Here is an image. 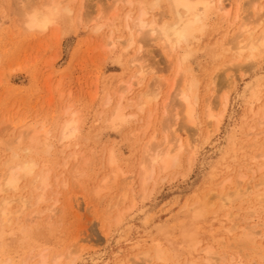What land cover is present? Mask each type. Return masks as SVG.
I'll return each instance as SVG.
<instances>
[{
  "label": "rangeland",
  "instance_id": "obj_1",
  "mask_svg": "<svg viewBox=\"0 0 264 264\" xmlns=\"http://www.w3.org/2000/svg\"><path fill=\"white\" fill-rule=\"evenodd\" d=\"M16 1H18V5H16ZM20 1L23 2V5L29 2L31 6H38L42 2V0H0V179L6 173L5 161L7 163L9 158L13 157L12 147L15 149L20 146L18 151L21 152L28 145L32 135L35 136L40 132L37 136L44 139L45 133L51 130V135L46 140L48 142H44L42 139L41 143L44 142L49 147L52 145V150L47 153L41 148L37 153L28 157L35 159L38 163L37 173L39 169L43 172L51 170L50 186L52 185V187L46 191L45 201L41 203L35 202L40 192L32 187L33 180L31 178L20 183L19 188H23V191L20 189L22 192H12L13 197L11 192V194L0 195V202L2 198L7 199L8 197L10 200L13 198L9 210L16 214L15 216L13 212L11 213L13 217L10 216V222L5 225L6 227L4 226L2 238L0 237V264L7 262H9L7 264H22L26 260L29 262L27 264H35L40 253L50 257L49 259L54 256H64L66 258H64L65 260L62 258L63 264H141L143 251H150L154 254L155 249L161 245L164 246H161L163 250L166 248L164 251L170 258L173 256V250L178 252L181 264H203L201 257L203 258L205 254L202 250L208 247H212L218 255L221 253L220 256L225 255L223 264H264L262 252L259 251L260 255L257 252V249L264 250V236L256 238L257 242L254 243L256 250H254L253 244L250 245L251 238H248L244 232L247 224L243 225L249 224V220L253 219L251 221L254 223L251 225L257 224L259 226L257 230L264 235V211H261L262 208L264 209V205L259 206L260 201L252 193L243 202L234 203L233 208L235 209L232 208L231 211L232 214H238L234 217L237 218H235L238 221L236 223H240L238 225L240 232L237 229L235 233L229 234L226 230L229 228V224L225 221L224 216L231 208L223 210L221 203L214 199L220 193L219 187L224 181L232 179L235 182L234 178L242 173L248 175L246 182L253 185L257 184L260 176L263 175V172L258 173L259 170L256 168L264 166V157L259 158V155L264 154V146L260 147V144L264 145L262 142L264 134L261 135V132H264V125H259V119H261L259 117L262 116L261 109L264 104V56L256 61L254 69H250L251 65L248 67L249 63L243 61L238 62L236 67L237 61H232L235 57L232 53H235V50L233 51L231 48L233 46L229 42L236 36L238 32L236 28L239 27L242 20L245 22L249 18H254V7L251 9L252 5L250 4L254 0L240 1L242 7V9L240 7V11L242 12H239L240 16L237 20L233 19L237 13L235 11L237 1L228 0L229 5L234 4L229 17L225 19L215 11L212 12L204 33L197 34L191 45L184 49L189 48L192 51V56L188 59L190 70L189 76L186 75V80L188 77L186 82L190 81V77L197 81L198 96L201 101L196 107L195 117L197 115L199 123L197 122L195 127H191L188 123L186 125V121L182 122L185 116L180 110L178 98L176 96L174 98V95L178 94V91L177 94L175 91L180 84L182 85L183 77L177 78L176 87L174 86L176 90L173 89L174 91L171 93L168 91L171 80H174L176 75V68L179 67L177 64H180L179 62L187 51L177 49L176 53L170 57H168V53L165 56V51L163 48L161 49L162 46L159 43H154L151 37L145 39L137 36L135 32H133L135 45L128 49L124 45L127 44L126 40L130 36L126 27L128 24L132 26L131 20L136 18L137 10H139L137 8L141 3H144L149 9L148 20L155 19L158 24L172 20L170 7H167L170 4L167 0L158 1L156 8L157 5L154 1L157 0H140L139 2L138 0H71L69 7L72 8V12L65 16L61 25L55 26V30L51 27L50 31L47 30L41 34L37 31L27 30L22 23L18 22V20L21 21L18 12L19 5H22ZM63 1H65L64 4H67L70 0ZM128 1L131 2V8L128 6ZM43 2L47 1L43 0ZM262 2L256 4V10L263 6L264 1ZM153 4L155 6H152ZM150 9L153 11L151 12ZM74 10L75 12H73ZM129 11L130 13H128ZM250 11L252 12L250 13ZM116 13L118 14L116 15ZM128 15L131 18L128 19ZM124 16L126 17L124 18ZM244 17L245 19H242ZM98 18L101 19L98 20ZM233 22L234 24H232ZM251 26L250 28L255 25ZM97 27L102 29L97 31ZM232 32L233 34H231ZM121 38L124 42L120 40ZM111 40L118 42L115 48L110 46ZM228 43L231 47L229 46V49L224 47L222 51L221 46H226ZM124 49L126 50L124 51ZM230 56L231 58H229ZM132 61H137L136 67H130ZM140 65L146 72L142 85H138L136 80H132L135 72L140 69ZM214 74L219 79L214 77ZM232 75L238 79L237 87L228 86V77ZM212 79H215V87L212 86L214 82ZM216 80H220V83ZM128 83L133 84L132 90L128 94L126 93L122 105L125 104L129 107L131 101H138L135 99L141 97L139 94L143 95L144 92L147 93L150 90L157 91L158 87L155 86L157 83L161 87L159 88L161 92L155 105L152 104L150 108H145L143 112L135 107V102L134 106L131 104L130 108L132 109L124 105L126 114L131 116L129 117L131 119L128 120L130 124L128 125L127 122L118 129H110L107 121L119 103L120 92ZM213 94L215 97L212 100L214 102L213 112L215 111L216 115H221L220 113L224 112V116L220 120L219 130H217L216 124H212L210 129L212 132L207 135L205 122H203L205 115L202 114L204 99ZM109 99L111 102L106 105ZM226 99H228V104L227 107H224ZM259 99L262 101L258 103ZM129 109L130 111H128ZM176 112L177 114H175ZM74 114L80 121L78 135L76 133V136L74 135L75 137L73 136L67 143H61L59 134L63 126L60 128V125H65L70 117L73 118ZM132 115H135L134 118ZM104 119H107L106 122ZM173 122L176 123L173 124ZM203 125L204 127H202ZM147 127L148 130L144 135L142 130ZM45 130L46 132H44ZM191 130L193 132H190ZM257 133L258 135L261 133V137L257 138L258 135H253ZM170 134L177 135L176 138H180L182 142L185 140L183 142L185 145L190 144L191 142L188 140H191L194 153L191 158L183 153L180 164L150 182L142 194L140 193L142 186L139 185L141 183L138 177L144 153L142 150L153 137L156 138L152 144H156L163 142L165 137L172 138ZM24 136L28 137L27 140ZM19 138L23 139L26 145H20V141H17L21 140ZM170 138L168 139L172 140ZM7 148L10 150L8 151ZM18 151L19 155L24 156V153ZM111 151L117 155L118 165L121 170L123 169L122 172L126 173L124 177L130 176L128 179L132 183L124 204L121 203L117 208L114 206L121 196L123 188L121 181L124 177L119 176V180L117 179L115 184L110 185L108 190L100 195L96 196L95 193L96 187H100V185L104 187L102 180L111 172L108 165V155ZM74 154L76 157L71 158L70 156H75ZM6 158L8 159L6 160ZM252 158H259L258 162L253 161ZM251 168L254 169L253 173H257L253 174L250 171ZM230 186L231 184L227 183V186L224 187L225 191L223 190L224 193L220 195L232 192V186ZM29 189L36 192L31 191L30 194ZM28 195H31V198ZM209 196H215L212 198L214 200L211 199V201ZM22 198L25 201L27 198V201L33 203H29L30 206L27 205L25 208ZM203 201L212 203L214 201L215 203L212 207L207 208L208 213L206 212L204 218L196 225L200 245L191 249L183 243L181 229L182 226L189 223L190 214ZM35 203L39 205H35ZM133 203L135 204L134 208L127 211L129 214L126 213L125 210L133 206ZM27 207L28 210H26ZM47 209L55 210L50 220ZM122 211L126 215L125 217L122 215V220L117 223L116 215ZM246 215L248 216L246 217ZM249 215L253 217L250 218ZM33 218L36 221H34L35 219L32 221ZM37 218L40 219L37 220ZM257 218H262L257 220L259 223L255 220ZM220 221L224 224H221ZM239 227L242 229L240 230ZM139 242H144V248L136 247ZM257 244L261 245L257 246ZM222 245L223 249L220 247ZM67 251L71 253L69 258H67ZM260 256L262 259L259 258ZM28 258L32 260L34 258V260L29 261ZM166 263L172 264L173 262L169 261L163 264Z\"/></svg>",
  "mask_w": 264,
  "mask_h": 264
},
{
  "label": "bare ground",
  "instance_id": "obj_2",
  "mask_svg": "<svg viewBox=\"0 0 264 264\" xmlns=\"http://www.w3.org/2000/svg\"><path fill=\"white\" fill-rule=\"evenodd\" d=\"M45 1V0H44ZM47 2H43V0H42V2H43V5H42V2H41V4L40 5H38V6H31L30 5V3L28 2V3H25L24 5H23V2L22 1H20V2H22V5H19L20 7H18V12H19V14H20V16H21V21H19L18 20V22L19 23H22L23 24V26H25L26 27V29L27 30H29V31H37V32H40L39 34H41V32H45V31H47V30H49L50 31V28L51 27H53V29L55 30V26H57V25H59L64 19H65V16H67V15H69L71 12H72V8L70 9V5H69V3L71 2V0L70 1H68L67 2V4H64V2L65 1H63V0H50L49 2H48V0H46ZM75 1V0H74ZM131 1V0H130ZM130 1H128V3H129V7L131 8V2ZM140 0H138V2H139ZM154 1V0H153ZM158 1H160V0H157V1H154V2H156L155 4L157 5L158 3ZM164 1V0H163ZM168 2H169V4H170V6H168L167 5V7L170 9V11H171V13H172V20L171 21H163L161 24H158L156 21H155V19L154 20H148L147 18H148V15H149V9H148V7L144 4V3H141L140 4V6L137 8V9H139V10H137L138 11V13L136 14L137 16H136V18L135 19H133V20H131L132 21V26L130 25V24H128L127 25V29L128 30H126V31H128V33H130V36H129V39L128 40H126V43L127 44H124L125 46H127L126 48L128 49V48H131V47H133L134 45H135V34H137V36H141V37H144L145 39L146 38H152V41L154 42V43H159L162 47H161V49L163 48V50L165 51V54L166 53H168L169 55H168V57H170L171 55H173V53L175 54L176 53V50L177 49H181V50H183V51H187V53L184 55V57H182V59H181V61L179 62V61H176V62H179L180 64H177V66H179L178 68H176L177 69V71H176V75H175V77H174V80H173V82H172V80H171V84H170V82L168 83V84H170L171 86H169V90L168 91H170V93L172 92V91H174L173 89H175V87H176V85H175V82L177 81V78L178 77H180V76H182L181 78H182V80H183V82L182 81H180V82H182V85L180 84L179 85V87H178V89L175 91L176 92V94H177V91H178V94L177 95H174V98H175V96L178 98L177 100H179V102H180V110H181V112H183V114H184V120L182 121V122H184V121H186V125H187V123L191 126V127H195V126H197V122H198V118H197V115H196V117H195V112H196V107L198 106V104H199V102H201L200 101V99H199V96H198V83H197V81H195L194 79H191V77H190V81L187 83L186 81H188V77H187V80H186V75H188V72H189V68H188V59H189V57L190 56H192V51H190L189 50V48L188 49H186V50H184L185 48H187V47H189L190 45H191V43L196 39V35L197 34H200V33H202L204 30H205V28L207 27V21H208V19H209V15L212 13V12H216V13H218L219 15H222L223 17H225V19H226V17L228 18L229 17V15H230V11H231V7H233V5L234 4H230L229 5V2H228V0H167ZM235 1H237V3H236V9H235V11H237V13H236V17L235 18H233L234 20L236 19H238V17L240 16L239 15V12H242V11H240V7H241V4H240V1H242V0H235ZM252 1V0H251ZM262 1H264V0H254L252 3H250L252 6H251V9L254 7V9H253V13H254V18H247L248 20H246L245 22H242L241 21V24L239 25V27L238 28H236V30H238V32H237V34H236V36L234 37V38H232L229 42H230V44L233 46V47H231L230 46V44L228 43V45H226V46H221V50L223 51V48L224 47H227L228 49H229V46L233 49V51L235 50V53H232V55L234 54V58H235V61H234V58H233V62H236V67H237V63L238 62H240V61H243L244 63H249L247 66L249 67L250 65V69H254V64H256V61H258V59H260L261 57H263L264 56V4H263V6H261L260 7V9L259 10H256L255 8H256V4L257 3H259V2H262ZM18 1H16V5H18V3H17ZM19 2V3H20ZM37 2V1H36ZM137 1H136V5H137V3H138ZM145 2V1H144ZM166 2V1H165ZM250 2V1H249ZM248 2V3H249ZM151 3H153V2H151ZM161 3H163V2H161ZM228 3V4H227ZM247 3V5H250V4H248ZM263 3V2H262ZM13 4H14V2H13ZM21 4V3H20ZM260 4V3H259ZM15 5V4H14ZM73 5V4H72ZM113 6V5H112ZM138 6V5H137ZM149 6V5H148ZM151 6V5H150ZM152 6H155L154 4L152 5ZM227 6H230V7H227ZM13 7V6H12ZM114 7H116V6H114ZM134 7H135V4H134ZM156 7H158V5L157 6H155V8ZM1 8V7H0ZM124 8V7H123ZM149 8H151V7H149ZM248 8V7H247ZM259 8V7H258ZM81 9H83V8H81ZM153 9V8H152ZM169 9H168V11H169ZM241 9H242V7H241ZM244 9V8H243ZM250 9V8H249ZM2 10V9H1ZM117 10V9H116ZM151 10V9H150ZM15 11H16V9H15ZM14 11V12H15ZM80 11V10H79ZM153 10H151V12H152ZM73 12H75V10L73 11ZM121 12V11H120ZM244 12V11H243ZM252 11H250V13H251ZM257 12V14H255ZM12 13V12H11ZM80 13H81V11H80ZM128 13H130V11L128 12ZM248 14H249V12H247ZM73 14V13H72ZM75 14V13H74ZM82 14V13H81ZM118 13H116V15H117ZM126 14V13H125ZM214 14V13H213ZM245 14H246V12H245ZM244 14V15H245ZM84 15V14H83ZM250 15V14H249ZM1 16V15H0ZM252 16V15H251ZM250 16V17H251ZM117 17V16H116ZM126 16H124V18H125ZM78 18V17H77ZM102 18V17H101ZM100 18V19H101ZM129 18H131V16L130 15H128V19ZM220 18V17H219ZM79 19V18H78ZM99 18H98V20H100ZM117 19V18H116ZM151 19H152V17H151ZM242 19H245V17L244 18H242ZM240 20V19H239ZM223 21V20H222ZM227 21H228V19H227ZM232 21V20H231ZM17 22V21H16ZM78 22V21H77ZM127 22V21H126ZM221 22V21H220ZM84 23V22H83ZM112 23H114V22H112ZM253 24V25H255V26H251V25H249V24ZM1 24V23H0ZM126 24V23H125ZM221 24V23H220ZM232 24H234V22L232 23ZM239 24V23H238ZM18 25H20L21 26V24H18ZM61 25V24H60ZM112 25H114V24H112ZM247 25V26H246ZM99 26V25H98ZM108 26V25H107ZM110 26V25H109ZM250 26L252 27V28H250ZM59 27V26H58ZM57 27V28H58ZM105 27V26H104ZM114 27V26H113ZM125 27V26H124ZM120 28V27H119ZM261 28V29H260ZM26 29H24V31H26ZM100 29H102L101 27H97V31H100ZM107 29V28H106ZM115 29V28H114ZM258 29H260V31L258 32V33H256V31L258 30ZM52 30V29H51ZM91 30V29H90ZM124 30V29H123ZM33 32V33H34ZM123 32V31H122ZM133 32H135V34L133 33ZM54 33V32H53ZM204 33V32H203ZM59 34V33H58ZM231 34H233V32L231 33ZM55 35H57V34H55ZM202 35V34H201ZM53 36V35H52ZM227 36V35H226ZM57 38V37H56ZM124 38V37H123ZM110 39H112L111 37H110ZM116 40V39H115ZM120 40H122V38L120 39ZM229 40V39H228ZM119 41V40H118ZM123 42H124V40H122ZM111 43H109V44H111L110 46H112L113 48H115L116 47V45L118 44V42H114V40H111L110 41ZM121 42V41H120ZM146 42H148V41H146ZM151 42V41H150ZM228 42V41H227ZM152 43V42H151ZM108 44V45H109ZM159 46V45H158ZM160 47V46H159ZM212 47V46H211ZM211 47H209V48H211ZM192 48V47H191ZM215 49V48H214ZM219 49V50H220ZM126 49H124V51H125ZM141 50V49H140ZM220 50V51H221ZM225 50V49H224ZM194 51V50H193ZM216 51V50H215ZM232 51V50H231ZM216 53V52H215ZM226 53V52H225ZM219 54H221V53H219ZM182 55V56H183ZM165 56H167V54L165 55ZM176 58V57H175ZM229 58H231V56L229 57ZM170 59V58H169ZM221 59V58H220ZM168 60V59H167ZM178 60V59H177ZM246 61V62H245ZM172 62V61H171ZM242 62V63H243ZM133 65H132V64ZM130 63V67H132V66H137V61H132ZM232 63V62H231ZM140 64V63H139ZM142 65V64H141ZM140 65V69H138V71L137 72H135L136 74H135V76L132 78V80L134 81V80H136V82H137V84L138 85H142L143 83V80L145 79V69L144 68H141V67H143V66H141ZM176 66V65H175ZM232 66V65H231ZM135 67H134V69H135ZM133 68V67H132ZM231 68V67H230ZM233 68V67H232ZM241 68V67H240ZM144 69V70H143ZM147 69V68H146ZM240 71V70H239ZM148 72V71H147ZM152 72V71H151ZM153 73V72H152ZM148 74V73H147ZM215 75V74H214ZM189 76V75H188ZM214 77H216V75L214 76ZM217 79H219L218 78V76L216 77ZM215 80V79H214ZM213 79H212V81H214ZM216 81H218V80H216ZM220 81V80H219ZM218 81V83H220ZM128 82V81H127ZM151 82V81H150ZM186 82V83H185ZM178 83V82H177ZM176 83V84H177ZM213 83H214V85H213ZM212 83V86L213 87H215V81ZM227 83H228V86L230 87V86H236L237 84H238V79H236V78H234V75H232V76H229L228 77V80H227ZM226 83V84H227ZM151 84V83H150ZM149 84V85H150ZM157 84H159V83H157ZM155 85V86H157L158 88H157V91H155V90H150L149 92H147V93H143V95L142 94H139V95H141V97L139 96V98H137V99H135L137 102H135V101H131V103H130V101H127V100H125V101H127L128 103H130V107H131V104H133V106H134V102H135V107H137L141 112H143V110L146 108H150L151 107V105L152 104H154L155 105V103H156V101H157V99H158V96H159V93L161 92V91H159V88H161L159 85ZM225 84V85H226ZM137 85V86H138ZM132 86H133V84L132 83H128L127 84V86L124 88V90H122L121 92H120V100H118V104H117V106L115 107V109L113 110V112H112V115L111 116H109L110 118L108 119V125L110 126V129L111 128H114V129H118V128H120V127H122L125 123H127L128 122V120L129 119H131V118H129V117H131V116H128V114H126V107L125 106H127V105H122V100L124 99V97H126L125 95H127L129 92H131V90H132ZM136 86V85H135ZM154 86V85H153ZM175 86V87H174ZM124 87V86H123ZM151 87V89H152V86H150ZM217 87V86H216ZM237 87V86H236ZM147 88V87H146ZM154 88H156V87H154ZM207 88V87H206ZM149 89V88H148ZM202 89V88H201ZM209 91V90H208ZM216 91V90H215ZM119 92V91H118ZM212 92V91H211ZM127 93V94H126ZM170 93H168L169 95H170ZM210 93V92H209ZM107 94V93H106ZM113 94V93H112ZM205 94H207L206 92H205ZM108 95V94H107ZM115 95V94H114ZM203 95V94H202ZM109 96V95H108ZM137 96V95H136ZM117 97V96H116ZM105 98H106V96H105ZM110 98V97H109ZM112 98V97H111ZM215 97H214V94L213 95H211V96H209L207 99L205 98H203L205 101H204V106H203V109H204V111L203 110H201V111H203V113L202 114H204L205 116V121L203 120V122H205V126H206V134L208 135V134H211V132L212 131H210V129H211V127H212V124H216V127H217V130H219V126L221 125V122H220V120L222 119V117L224 116V112L223 113H220L221 115H216L215 114V111L213 112V99H214ZM222 99V98H221ZM225 99V98H224ZM172 100H173V98H172ZM263 100H264V97H263ZM254 101V100H253ZM260 101H262V99H259L258 100V103L260 102ZM110 102H111V99H109L108 101H107V103H106V105H108V104H110ZM178 102V103H179ZM124 103H126V102H124ZM113 104V103H112ZM227 104H228V99H226V101H225V105H224V107H227ZM157 105V104H156ZM166 105V104H165ZM168 105V104H167ZM170 106V105H169ZM218 106V105H217ZM109 107V106H108ZM128 108H130L129 106H127ZM166 107V106H165ZM217 108V107H216ZM262 108L263 109H261L262 111H261V114H262V116H260L259 118H261V119H259V125L260 126H262V125H264V104H263V106H262ZM130 109H132V108H130ZM130 109L128 110V111H130ZM169 109H171V108H169ZM174 109H176V108H174ZM166 110V109H165ZM179 110V111H180ZM103 111V110H102ZM74 112V111H73ZM171 112V111H170ZM180 112V113H181ZM200 112V111H199ZM198 112V113H199ZM258 112H260V111H258ZM76 113H78V112H76ZM103 113V112H102ZM130 113V112H129ZM175 114H177V112L175 113ZM259 115H260V113H258ZM102 115H104V114H102ZM141 115V114H140ZM143 115V114H142ZM148 115H150V114H148ZM179 115V114H178ZM200 115V114H199ZM258 115V116H259ZM133 116H135V115H132V117ZM203 116V115H202ZM255 116V115H254ZM257 116V115H256ZM103 117V116H102ZM101 117V118H102ZM149 117V116H148ZM152 117V116H151ZM177 117V116H176ZM204 117H201V118H204ZM108 118V117H107ZM134 118V117H133ZM132 118V119H133ZM147 118V117H146ZM137 119H138V117H137ZM151 119V118H150ZM69 120V119H68ZM67 120V122L65 123V125L64 124H62V125H60V128L63 126V128L62 129H60V140L59 141H61V143H67V141L68 140H70L71 138H73V136L80 130V128H79V126H80V121H79V119L78 118H76V114H74V116H73V118H71L70 117V120L68 121ZM106 120L107 119H104V121L106 122ZM136 120V119H135ZM139 120V119H138ZM141 120V119H140ZM146 120V119H145ZM103 121V122H104ZM137 121V120H136ZM150 121V120H149ZM215 121H216V123H215ZM65 122V121H64ZM63 122V123H64ZM142 122V121H141ZM181 122V123H182ZM202 122V121H201ZM147 123V122H146ZM176 122H173V124H175ZM179 123V122H178ZM199 123V122H198ZM102 124H104V123H102ZM130 123L128 122V125H129ZM148 124V123H147ZM202 124V123H201ZM146 125V124H145ZM167 125V124H166ZM200 125V124H199ZM124 127H126V126H124ZM170 127H172V126H170ZM169 127V128H170ZM173 127H175V126H173ZM202 127H204V125L202 126ZM168 128V127H167ZM186 128V127H185ZM189 128V127H188ZM258 128H260V127H258ZM263 128V127H262ZM173 129V128H172ZM195 129V128H194ZM36 130V129H35ZM57 130V129H56ZM135 130V129H134ZM140 130V129H139ZM147 130H148V127L147 128H145L144 130H142L143 132H144V135L146 134V132H147ZM167 130V129H166ZM170 130V129H169ZM176 130V129H175ZM216 130V129H215ZM252 130H254L253 128H252ZM173 131V130H172ZM31 132V131H30ZM44 132H46V130L44 131ZM51 130L49 131V132H46L45 133V135H44V142H48V141H46V140H48V138H49V136L51 135ZM134 132V131H133ZM167 132V131H166ZM166 132H165V135H166ZM169 132V131H168ZM190 132H193L192 130L190 131ZM33 133V132H32ZM34 133H36V132H34ZM38 133H40V132H38ZM38 133H37V135H38ZM175 133V132H174ZM176 133H177V131H176ZM262 133V134H261ZM261 133H259V135H258V133L257 134H253L254 136H257L258 135V137L257 138H259V137H261V135L263 136V134H264V132H261ZM27 134H28V132H27ZM26 134V135H27ZM141 134V133H140ZM192 134V133H191ZM261 134V135H260ZM25 135V136H26ZM37 135H35V136H33L32 135V137H30V141H29V143H28V145L27 146H25L26 145V143H24V141H23V139H21V138H19V139H21V140H17V141H20V145H22V144H25L23 147H24V149H22L21 150V152H22V154L24 153V156H22V155H19V153H17V151L19 150V148H20V146H18V148H16L15 147V149L12 147V156L13 157H11V158H9L10 160L6 163V161H5V165H6V173L4 174V176L0 179V195L2 196L3 194H8V193H12V192H18V191H21L20 189H22V191H23V188H19V186H20V183L23 181V180H28V179H32L33 181L31 182L32 184H33V186L32 187H34V189L36 190V191H38V192H40V194L37 196V199H36V201H35V199H34V201L35 202H37V203H41V202H43V201H45V194L47 193L46 191L50 188V187H52V185L50 186V172H51V170H48L47 172H43V170H41V169H39V172L37 173V169H38V163L36 162V160L35 159H33V158H29L28 156H30L31 154H35V153H37L41 148H42V151H43V149L47 152V153H49V150H52V145H50V147L48 146V145H46V144H44V142L43 143H41V141H42V139H40V137H38ZM77 135H78V133H77ZM139 135V134H138ZM170 135H172V138H170L169 136L168 137H165V139H163L164 141L163 142H158V143H156V144H152L154 141V139L156 138V137H153L152 139H151V141H147L148 143H147V145L146 146H144V149L142 150V152H144L143 153V158H142V160H141V163H140V168H139V181H140V183L141 184H139V185H141L142 186V189H141V191L142 192H140V193H142V194H144V192H145V189H146V186H148V184L150 183V182H152V181H154V180H156V179H158L159 177H161L163 174H165L166 172L168 173V171L170 170V169H172V168H176L179 164H180V162H181V156H182V154L184 153H186V155L187 156H190V158H191V156L193 155V151H194V149L191 147V143H192V141L191 140H188V142L190 141L191 143L189 144V143H187L186 145L182 142V140L180 139V138H176V137H178L177 135L175 136V134H174V136H175V138H174V136H173V134H170ZM24 136V137H25ZM28 137H29V135H27ZM76 136V135H75ZM74 136V137H75ZM167 136V135H166ZM190 136V135H189ZM194 136V135H193ZM247 136H251V135H247ZM23 137V138H24ZM27 137V138H28ZM26 138V137H25ZM24 138V139H25ZM27 138H26V140H27ZM168 138H170V139H172V140H169ZM255 138V137H254ZM256 138V139H257ZM263 138H264V136H263ZM179 139V140H178ZM247 139H249V138H247ZM256 139H254V140H256ZM25 140V141H26ZM101 140V139H100ZM28 141H26V142H28ZM138 141V140H137ZM153 141V142H152ZM195 142V141H194ZM262 142H264V140L262 141ZM141 143V142H140ZM16 144V143H15ZM194 144V143H193ZM11 145H12V143H11ZM259 145V144H258ZM261 146L260 147H262V146H264L263 145V143L262 144H260ZM15 146V145H14ZM16 146H17V144H16ZM10 147V146H9ZM113 148V147H112ZM8 149V148H7ZM62 149V148H61ZM10 149H8V151H9ZM139 150V149H138ZM6 151V150H5ZM41 151V152H42ZM44 151V153H46ZM113 151H114V149H113ZM113 151H111L110 153H109V155H108V165H109V167L111 168V172L109 173V176H107V177H104L105 179L104 180H102L103 181V183L102 184H104V187H102V185H100V187H96L97 189H96V191H95V193H96V196H98V195H100L102 192H104L105 190L107 191L108 190V188H109V186L110 185H112V184H115L116 183V181H117V179H118V177L119 176H122V177H124V175L126 174H124L123 172H122V170L120 169V167H119V165H118V158H117V155L115 154V152H113ZM7 152V151H6ZM14 152V153H13ZM18 152H20V151H18ZM20 152V153H21ZM63 152V151H62ZM118 152V151H117ZM120 153V152H119ZM14 154V155H13ZM76 154V153H75ZM74 154V155H75ZM78 154V153H77ZM142 154V153H141ZM46 155V154H45ZM140 155V154H139ZM62 156V155H61ZM121 156H122V154H121ZM33 157V156H32ZM71 158L72 157H76V155L75 156H70ZM139 157V156H138ZM142 157V156H141ZM261 157H264V154H262V155H259V158H261ZM38 158V157H37ZM186 158V157H185ZM189 158V157H188ZM189 158V160H191ZM193 158V157H192ZM259 158H252V160L253 161H256V162H258L257 160L259 159ZM8 158H6V160H7ZM62 159V158H61ZM139 159V158H138ZM38 160V159H37ZM136 160V159H135ZM43 162V161H42ZM135 162V161H134ZM136 162H138V161H136ZM66 163V162H65ZM189 163V162H188ZM187 163V164H188ZM3 164V163H2ZM67 164V163H66ZM190 164V163H189ZM263 164V163H262ZM40 166H42V165H40ZM64 166H66V165H64ZM5 167V166H4ZM43 167V166H42ZM252 167H253V165H252ZM108 168V167H107ZM106 168V169H107ZM133 168H134V166H133ZM258 168H259V166H258ZM258 168H256V170H259V172L258 173H262L263 175H261L260 177V180L258 181V183L257 184H253V185H251V183L249 184L248 182H246V180H247V176L248 175H246V174H239L238 176H237V178H234V179H236L235 180V182H233L232 181V179L231 180H227V181H224L223 183H221V185H220V193L217 195V197L216 198H214L215 196H213V197H210L209 196V199L211 200L212 198H214L216 201H219L220 203H221V205H222V208H223V210L224 209H226V208H228L229 207V209H230V211L231 210H233V209H235V208H233V206H234V203H236L237 201L238 202H243L244 200H246L245 198L246 197H249L250 195H255L256 196V198H257V200H259L260 202V205L259 206H261V205H264V171H263V169H264V166L262 165V166H260V168L258 169ZM240 169H242L241 167H240ZM174 170V169H173ZM41 171V172H40ZM110 171V170H109ZM128 171V170H127ZM171 171V170H170ZM250 171L253 173L254 172V169L253 168H251L250 169ZM2 172V171H1ZM3 173V172H2ZM52 173V172H51ZM136 173V172H135ZM257 172H255V173H253V174H256ZM128 174V173H127ZM108 175V174H107ZM129 175V174H128ZM130 175H131V173H130ZM133 176V175H132ZM254 176V175H253ZM127 177V176H126ZM130 176H128V178H129ZM128 178H123L122 179V181L121 182H123V183H121L122 185H123V188H122V193H121V196L118 198V202L117 203H115L116 205L114 206V208H117L121 203H123L124 204V202H125V200H126V198H127V194H128V191H129V187H131V181L128 179ZM57 179V178H56ZM259 179V178H258ZM53 180V179H52ZM119 180V179H118ZM252 180H254L253 178H252ZM257 180V179H256ZM28 182V181H27ZM29 182V183H30ZM247 183V184H243V183ZM252 182V181H251ZM30 183V185H32ZM58 183V182H57ZM227 183L228 184H231V186H232V189H231V191L232 192H229V193H226V194H223V195H220V194H222V193H224V187H226L227 186ZM248 184H249V186H248ZM24 185V184H23ZM28 186H29V184H27ZM28 186H27V188H28ZM55 186V185H54ZM219 186V185H218ZM230 186V187H231ZM23 187V186H22ZM30 187V186H29ZM26 188V187H25ZM229 188V187H228ZM35 190H33L34 192H36ZM51 190V189H50ZM49 190V191H50ZM224 190V191H223ZM21 191V192H22ZM25 191H26V189H25ZM32 191V190H31ZM31 191H30V189H29V192H30V194H31ZM32 191V192H33ZM223 191V192H222ZM227 192V191H226ZM10 193V194H11ZM24 193V192H23ZM252 193V194H251ZM22 194V193H21ZM27 194V193H26ZM25 194V195H26ZM34 194V193H33ZM12 195H14L13 193L11 194V196ZM209 195H211V194H209ZM220 195V196H219ZM7 196V195H6ZM28 196H30V198H31V195H28ZM219 196V197H218ZM222 196V197H221ZM13 197V196H12ZM32 197H33V195H32ZM20 198H21V196H20ZM13 199V198H12ZM12 199L10 200V199H8V197H7V199H3L2 198V201L0 202V237L2 236V234H3V228H4V226L8 223V222H10V216H12L11 215V213L13 212V211H11V210H9V208L11 207L10 205L12 204ZM117 199V198H116ZM120 199V200H119ZM214 199H212V200H214ZM249 199V198H248ZM251 199V198H250ZM249 199V200H250ZM253 199H255V198H253ZM22 200H24L23 198H22ZM211 200V201H212ZM19 201H20V199H19ZM208 202V201H203V202H201L200 203V206L198 207V208H196V209H194L193 211H192V214H190L191 215V218H190V221H189V223H187V224H185L184 226H182V229H181V232H182V241H183V243L185 244V245H187L188 247H190L191 249L192 248H196V247H198L199 245H200V241L198 240V233H197V227H196V225L204 218V214L207 212L208 213V207H212L213 206V203H215L214 201H213V203L212 202ZM23 202V201H22ZM32 201H27V198H26V201L24 200V202H23V207H25V206H30V204L29 203H31ZM47 202V201H46ZM134 202V201H133ZM246 203H247V201H245ZM253 202V201H252ZM258 202V201H257ZM256 202V203H257ZM33 203V202H32ZM245 203V204H246ZM43 204V203H42ZM134 204V203H133ZM35 205H39V204H36L35 203ZM34 205V206H35ZM242 205H243V203H242ZM10 206V207H9ZM22 206V205H21ZM33 206V205H32ZM33 206V207H34ZM134 206H135V204L133 205V206H131L130 208H127L126 210H125V212L126 213H128L127 211H130V210H132L133 208H134ZM237 206H239V205H237ZM236 206V207H237ZM258 206V207H259ZM26 208V207H25ZM24 208V209H25ZM233 208V209H232ZM190 209H192V208H190ZM26 210H28V207H27V209ZM30 210V209H29ZM184 210V209H183ZM187 210V209H186ZM258 210V209H257ZM11 211V212H10ZM21 211H23V210H21ZM55 211V210H54ZM53 211V209H51V210H48L47 209V212H49V214H47V215H50L48 218H49V220H50V218H51V215H53L52 213L54 212ZM60 211V210H59ZM188 211V210H187ZM230 211H227V215L226 216H224L225 217V221H227L228 222V224H229V228H227L226 230L229 232V234H232V233H235L236 231H237V229H238V225L240 224H238V223H236V217H234V216H236V215H238V214H235V213H233L232 214V211L230 212ZM252 211V210H251ZM261 211H264V209L262 208V210ZM28 212H30V211H28ZM43 212V211H42ZM42 212H41V214H42ZM57 212V211H56ZM234 212V211H233ZM236 212V211H235ZM241 212V211H240ZM249 212V211H248ZM256 212V211H255ZM260 212V211H259ZM14 213V212H13ZM23 213V212H22ZM25 213V212H24ZM59 213V212H58ZM57 213V214H58ZM216 213V212H215ZM250 213V212H249ZM248 213V214H249ZM252 213V212H251ZM261 213H263V212H261ZM15 214V213H14ZM13 214V215H14ZM36 214H39V213H36ZM44 214V213H43ZM129 214V213H128ZM245 214H246V212H245ZM253 214H254V212H253ZM252 214V215H253ZM23 215V214H22ZM40 215V214H39ZM122 215L125 217V215L126 214H123V211L122 212H120V214H117L116 216V219H115V217H114V219L116 220V222L117 223H119L121 220H122ZM207 215V214H206ZM240 215V214H239ZM263 215V214H262ZM15 216H16V214H15ZM14 216V217H15ZM33 216V215H32ZM43 216V215H42ZM248 215H246V217H247ZM251 215H249V217H250ZM254 216V215H253ZM253 216H251L250 218H252ZM13 217V216H12ZM54 217V216H53ZM52 217V218H53ZM254 217H256V216H254ZM236 218V219H235ZM242 218H243V216H242ZM249 218V219H250ZM14 219V218H13ZM35 218H33L32 219V221L34 220ZM38 219H40V218H37V220ZM248 219V220H249ZM258 219H260V218H257V219H255L256 221L258 220ZM262 219V218H261ZM260 219V220H261ZM48 220V219H47ZM48 220V221H49ZM247 220V222H249L250 221V223L248 224V223H245V224H243V225H246L247 224V227L244 229V232H246L245 234L247 235V237L248 238H251L250 239V242H252L250 245H252L253 244V248H254V243H256L257 241H255L256 240V238L257 237H262V236H264V235H262V234H260V232L257 230V228L259 227L257 224L255 225H251V223H254V222H252L253 221V219H251V220H249L248 221ZM259 220V221H260ZM264 220V219H263ZM262 220V221H263ZM12 221V220H11ZM34 221H36V219L34 220ZM47 221V224L49 223ZM223 221V220H222ZM242 222L241 223H243V220H241ZM115 222V221H114ZM183 222H184V220H183ZM186 222V221H185ZM238 222V221H237ZM258 222V221H257ZM181 223H182V221H181ZM220 223L221 224H224L223 222H221L220 221ZM256 223V222H255ZM259 223V222H258ZM183 224V223H182ZM181 224V225H182ZM207 224V223H206ZM117 225V224H116ZM211 225V224H210ZM251 225V226H250ZM260 225H261V221H260ZM20 226V225H19ZM199 226V225H198ZM201 226H203V225H201ZM263 226V225H262ZM6 227V226H5ZM264 227V226H263ZM202 228V227H201ZM240 228V227H239ZM262 228V227H261ZM19 229H21V228H19ZM200 229V228H199ZM242 228H240V230H241ZM129 231V230H128ZM201 231V230H200ZM204 231V230H203ZM238 231H239V229H238ZM262 231V230H261ZM224 232V231H223ZM240 232V231H239ZM242 235L244 234V233H241ZM241 235V236H242ZM128 236H129V234H128ZM4 237V236H3ZM260 237V238H261ZM2 238V237H1ZM176 238H178V237H176ZM180 238V237H179ZM175 239V238H174ZM181 239V238H180ZM217 239V238H216ZM215 239V240H216ZM223 239V238H222ZM226 239H227V237H226ZM233 239V238H232ZM241 239V238H240ZM170 240V239H169ZM261 240V239H260ZM263 240V239H262ZM174 241V240H173ZM240 241V240H239ZM77 242V241H76ZM261 242V241H260ZM143 243L144 242H139L137 245H136V247L138 248V249H141V247L142 248H144V246H143ZM181 243V242H180ZM204 243V242H203ZM259 243V242H258ZM154 244V243H153ZM156 244V243H155ZM159 244H161V243H159ZM184 244H182V245H184ZM209 244V243H208ZM218 244V243H217ZM220 244H221V242H220ZM222 244H224V243H222ZM243 244V243H242ZM245 244H247V243H245ZM78 245V244H77ZM151 245V244H150ZM165 245V244H164ZM244 245V244H243ZM248 245V244H247ZM249 245V246H250ZM258 245H261V244H257V246ZM141 246V247H140ZM154 246V245H153ZM152 246V247H153ZM157 246V245H156ZM162 246V245H161ZM161 246H158V248L157 249H155V252H154V254L153 253H151L150 251H147V252H145V251H143L144 253L142 254V260H141V264H153V263H165V262H169V261H172L173 263L172 264H181L180 263V259H179V253L178 252H176V251H174L173 250V256L170 258L169 256H167V253L164 251V250H166V248L163 250L162 248H161ZM179 246H181V245H179ZM223 246V245H222ZM222 246H220L221 247V249H223L224 248V246L222 247ZM162 247H164V246H162ZM205 247H208V246H205ZM245 247H246V245H245ZM251 247V248H252ZM256 247V246H255ZM217 248V247H216ZM239 248V247H238ZM264 248V247H263ZM262 248V249H263ZM146 249H149V248H146ZM187 249V248H186ZM248 249V248H247ZM197 250V249H196ZM195 250V251H196ZM202 250V249H201ZM200 250V251H201ZM220 250V249H219ZM231 250V249H230ZM254 250H256L255 248H254ZM203 252H204V254H205V256L202 258L201 257V259H202V263L203 264H223L224 262H225V255L223 254L222 256H220L221 255V253H219L220 255H218V253H216V252H214V249L212 248V247H208V248H206L205 250H202ZM201 251V252H202ZM221 251V250H220ZM219 251V252H220ZM225 251H227V250H225ZM259 251H261L262 252V254L259 252ZM263 251L264 250H258L257 249V252H259V254L258 255H263L262 257H264V253H263ZM68 252V251H67ZM188 252V251H187ZM199 252V251H198ZM197 252V253H198ZM200 252V253H201ZM65 255H66V253H64ZM70 251L67 253V258H69L70 257ZM171 254V253H170ZM189 254V253H188ZM214 256H216V257H214ZM218 256V257H217ZM220 256V257H219ZM37 257V256H36ZM196 257V256H195ZM262 257L260 256L259 258H261L262 259ZM30 258H32V257H30ZM35 258V257H34ZM34 258H33V260H34ZM38 258V260H37V262L35 263V264H63V259L64 258H66V257H64V256H54L52 259H49L48 258V256L47 255H43V253H40L39 254V256L37 257ZM63 258V259H62ZM191 258V257H190ZM228 258V257H227ZM231 258V257H230ZM29 259V258H28ZM138 259V258H137ZM192 259V258H191ZM197 259V258H196ZM199 259V258H198ZM229 259V258H228ZM233 259V258H232ZM30 260H32V259H29V261ZM32 260V261H33ZM65 260V259H64ZM227 261V260H226ZM233 261V260H232ZM185 262H186V260H185ZM7 263H9V262H7ZM7 263H4V264H7ZM27 263H29L27 260L24 262V263H22V264H27ZM228 263V262H227ZM233 263V262H232ZM124 264V263H123ZM167 264V263H166ZM182 264H184V263H182ZM186 264V263H185Z\"/></svg>",
  "mask_w": 264,
  "mask_h": 264
}]
</instances>
